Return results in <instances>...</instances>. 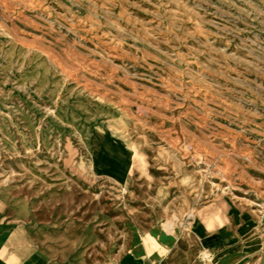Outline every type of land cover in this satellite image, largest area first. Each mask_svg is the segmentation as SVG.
Here are the masks:
<instances>
[{"label": "rangeland", "instance_id": "374dc122", "mask_svg": "<svg viewBox=\"0 0 264 264\" xmlns=\"http://www.w3.org/2000/svg\"><path fill=\"white\" fill-rule=\"evenodd\" d=\"M216 202L264 237V0H0L4 264L167 250Z\"/></svg>", "mask_w": 264, "mask_h": 264}, {"label": "crops", "instance_id": "0c3cea01", "mask_svg": "<svg viewBox=\"0 0 264 264\" xmlns=\"http://www.w3.org/2000/svg\"><path fill=\"white\" fill-rule=\"evenodd\" d=\"M209 211L211 215L202 210L197 216L195 226L200 228L193 230L198 239L182 235L184 243L171 241L167 250L145 240L131 244L129 239L125 248L107 264H204L202 260L211 264H249L263 251V234L258 231L256 220L249 211L233 203L225 208L218 202L211 205ZM244 213L250 218L248 223H245ZM9 241L7 232L0 233V264L11 261V256L5 252ZM82 241L85 243L86 239ZM199 248H203L200 253L197 252ZM194 249L196 253L192 259ZM57 260L60 262V257ZM62 261H66L64 257Z\"/></svg>", "mask_w": 264, "mask_h": 264}, {"label": "bare ground", "instance_id": "6f19581e", "mask_svg": "<svg viewBox=\"0 0 264 264\" xmlns=\"http://www.w3.org/2000/svg\"><path fill=\"white\" fill-rule=\"evenodd\" d=\"M191 218H194V214L193 213H191ZM143 248V247H142ZM137 253V252H136ZM143 255V254H142Z\"/></svg>", "mask_w": 264, "mask_h": 264}, {"label": "water", "instance_id": "95a60500", "mask_svg": "<svg viewBox=\"0 0 264 264\" xmlns=\"http://www.w3.org/2000/svg\"><path fill=\"white\" fill-rule=\"evenodd\" d=\"M264 256V255H263Z\"/></svg>", "mask_w": 264, "mask_h": 264}]
</instances>
